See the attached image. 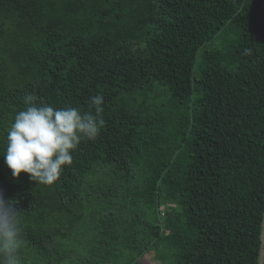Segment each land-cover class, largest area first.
Returning <instances> with one entry per match:
<instances>
[{
	"label": "trees",
	"instance_id": "trees-1",
	"mask_svg": "<svg viewBox=\"0 0 264 264\" xmlns=\"http://www.w3.org/2000/svg\"><path fill=\"white\" fill-rule=\"evenodd\" d=\"M98 93L53 184L0 155L20 264H264V0H0V154L26 95Z\"/></svg>",
	"mask_w": 264,
	"mask_h": 264
},
{
	"label": "clouds",
	"instance_id": "clouds-1",
	"mask_svg": "<svg viewBox=\"0 0 264 264\" xmlns=\"http://www.w3.org/2000/svg\"><path fill=\"white\" fill-rule=\"evenodd\" d=\"M244 54L250 55L251 49H245ZM23 99L27 107L16 113L7 128L6 147L0 155L13 178L24 172L37 183L51 185L64 166L73 163L72 153L80 143L99 136L105 125L104 98L100 93L90 97L88 111L53 107L35 94ZM13 204L0 194V264H20L18 253L24 232Z\"/></svg>",
	"mask_w": 264,
	"mask_h": 264
},
{
	"label": "rangeland",
	"instance_id": "rangeland-1",
	"mask_svg": "<svg viewBox=\"0 0 264 264\" xmlns=\"http://www.w3.org/2000/svg\"><path fill=\"white\" fill-rule=\"evenodd\" d=\"M163 213V209H161V214ZM141 261L143 264H157V261L153 259L149 252H145L141 257Z\"/></svg>",
	"mask_w": 264,
	"mask_h": 264
}]
</instances>
